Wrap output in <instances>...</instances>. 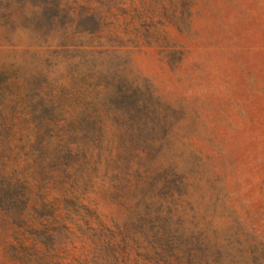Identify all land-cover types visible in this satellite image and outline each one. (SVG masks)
<instances>
[{"label": "rangeland", "instance_id": "374dc122", "mask_svg": "<svg viewBox=\"0 0 264 264\" xmlns=\"http://www.w3.org/2000/svg\"><path fill=\"white\" fill-rule=\"evenodd\" d=\"M0 264H264V0H0Z\"/></svg>", "mask_w": 264, "mask_h": 264}, {"label": "trees", "instance_id": "16d2710c", "mask_svg": "<svg viewBox=\"0 0 264 264\" xmlns=\"http://www.w3.org/2000/svg\"><path fill=\"white\" fill-rule=\"evenodd\" d=\"M88 17L84 20V23L89 25L92 22H95L96 25L101 26L103 25L104 19L102 16L98 15H87Z\"/></svg>", "mask_w": 264, "mask_h": 264}]
</instances>
